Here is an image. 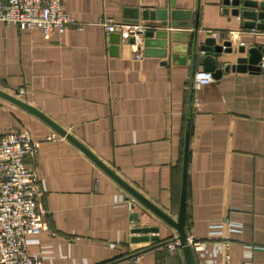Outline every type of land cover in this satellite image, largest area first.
<instances>
[{
	"label": "crops",
	"instance_id": "1",
	"mask_svg": "<svg viewBox=\"0 0 264 264\" xmlns=\"http://www.w3.org/2000/svg\"><path fill=\"white\" fill-rule=\"evenodd\" d=\"M175 1L192 12L190 26L162 29L165 58L138 57L101 22L130 24L138 11L145 24L144 9H166L171 0H63L81 26L63 34L0 22V91L46 115L174 220L189 133L186 232L194 263L264 264V30L224 13L223 0ZM208 38L243 46L238 56L248 60L256 50L260 70L224 72L238 56L223 53L220 77L211 73L197 89L204 54L194 58L192 47ZM15 132L38 142L27 164L39 180L45 231L28 251L40 264H187L180 243L167 247L178 240L174 228L66 137L0 96V140ZM137 228L158 232L136 241Z\"/></svg>",
	"mask_w": 264,
	"mask_h": 264
},
{
	"label": "built area",
	"instance_id": "2",
	"mask_svg": "<svg viewBox=\"0 0 264 264\" xmlns=\"http://www.w3.org/2000/svg\"><path fill=\"white\" fill-rule=\"evenodd\" d=\"M0 22L20 29H42L46 35L64 33L70 27L81 28L79 23L64 9L63 0H5L0 4ZM107 33L119 32L123 41L135 38L138 57L143 54L142 37L144 24L132 25L106 19L101 22ZM216 38V33L209 31ZM213 77L209 72H198L194 78L200 89ZM196 106H200L196 103ZM55 135L48 136V140ZM38 142L25 132H15L0 140V264H40L37 256L28 251L30 242L38 240L45 231V211L40 203L41 188L38 177L30 170L27 159L36 153ZM190 246L195 242L187 237ZM229 249L230 239L223 236ZM179 246L178 240L167 244L169 249ZM228 259V254L226 255ZM226 264H230L226 261ZM243 264H254L244 262Z\"/></svg>",
	"mask_w": 264,
	"mask_h": 264
},
{
	"label": "water",
	"instance_id": "3",
	"mask_svg": "<svg viewBox=\"0 0 264 264\" xmlns=\"http://www.w3.org/2000/svg\"><path fill=\"white\" fill-rule=\"evenodd\" d=\"M223 12H230L233 16H241L246 22V27L256 29L259 31L264 30V0H223ZM192 12L189 10H181L177 8L176 1L171 0L168 8L148 10L144 9L141 12V19L144 26L146 27L143 32L138 34L142 37L143 53L147 57H159L165 58L169 55L168 52V36L167 33L163 32L166 28H188L190 26ZM132 25H139V13L134 14V20L130 22ZM195 29H198L196 22ZM166 34V35H165ZM116 39L114 42L120 43L121 35L114 34ZM118 38V39H117ZM166 39V40H165ZM128 43L134 45L136 43L135 38H130ZM198 50L204 54L200 56L201 63L203 64L206 72L212 73L216 78H219L222 70L218 68V62L216 59L223 53L234 54L235 56L245 53L243 46L233 47L232 42L226 41L224 44H218L215 39L208 38L205 40L204 45H197V39H195L192 47V55L194 58L197 57ZM251 58L238 56L234 65L226 64L224 72L229 70H237L245 72L251 70L257 72L261 66V54H258L256 50L249 52ZM172 58V56H171ZM184 60H180L183 63ZM260 62V64H259ZM259 64V65H258ZM249 65V66H248ZM0 96L19 106L20 108L34 114L40 120L51 126L60 135L66 137L72 142L79 150H81L86 156H88L97 166H99L108 176L115 180L120 186L127 190L135 199L146 206L149 210L155 213L161 218L166 224L175 229L178 234V241L180 247L183 250L187 264H195L193 258V251L188 243V236L186 232V188H187V170H188V146H189V133L186 135L185 140V154H184V165H183V180H182V191L180 198V205L178 210L177 219L174 220L167 214L163 213L156 206L151 204L146 198L139 194L136 190L126 184L121 178H119L115 172H113L108 166H106L99 158H97L90 150H88L83 144L76 140L72 135L67 133L63 128L54 123L50 118L41 113L39 110L26 104L25 102L10 96L0 91ZM158 228H137L133 229L132 233L138 236L134 238L136 241H148L150 238L147 236L150 233H157ZM151 240H158V237H152Z\"/></svg>",
	"mask_w": 264,
	"mask_h": 264
}]
</instances>
